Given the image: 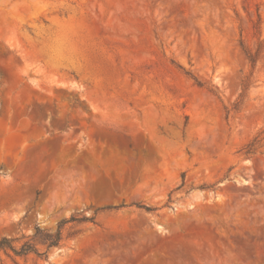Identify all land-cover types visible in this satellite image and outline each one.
Wrapping results in <instances>:
<instances>
[{
  "label": "rangeland",
  "instance_id": "obj_1",
  "mask_svg": "<svg viewBox=\"0 0 264 264\" xmlns=\"http://www.w3.org/2000/svg\"><path fill=\"white\" fill-rule=\"evenodd\" d=\"M108 205L0 264H264V0H0V238Z\"/></svg>",
  "mask_w": 264,
  "mask_h": 264
},
{
  "label": "trees",
  "instance_id": "obj_2",
  "mask_svg": "<svg viewBox=\"0 0 264 264\" xmlns=\"http://www.w3.org/2000/svg\"><path fill=\"white\" fill-rule=\"evenodd\" d=\"M253 61V60H252ZM123 205H108L96 209L93 214L85 215L83 212L77 214H71L69 218H64L57 222L56 229L51 231L47 228H42L39 225L34 226V231L31 235H22L20 237L8 238L3 236L0 238V252L9 253L12 256L25 257L26 255L33 253L37 256L45 255V253L58 246L62 241V232L64 225L67 222H95L96 214L98 210H109L115 209ZM146 210H151V208L143 206ZM43 245L45 247L44 252H39L37 245Z\"/></svg>",
  "mask_w": 264,
  "mask_h": 264
}]
</instances>
